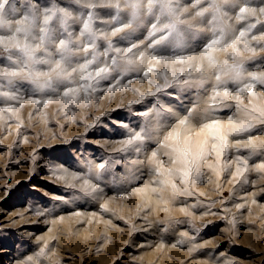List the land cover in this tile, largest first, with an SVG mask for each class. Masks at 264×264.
I'll return each instance as SVG.
<instances>
[{
  "label": "rangeland",
  "instance_id": "rangeland-1",
  "mask_svg": "<svg viewBox=\"0 0 264 264\" xmlns=\"http://www.w3.org/2000/svg\"><path fill=\"white\" fill-rule=\"evenodd\" d=\"M89 2L99 4L101 0H80L81 5ZM194 2L180 0V11L188 8L192 14L184 19L195 16ZM25 3L66 7L74 15L79 10L73 0H19L20 7ZM252 5L264 6L261 0H250ZM257 19L261 23L246 37L254 58L245 62V76L264 72V15L259 12L256 18L238 24L235 12L229 11L226 22L235 27V33H228L213 52L209 50L216 63L226 59L232 63V49L225 50V44ZM80 27L74 26L75 36ZM94 27L98 32L111 31L99 21H94ZM150 29L151 24L141 26L131 37V43L144 42L134 52L135 57L145 52L139 68L113 73L94 93H81L75 103L63 98V88L36 92L27 83L20 88L18 99L0 103V264H264V169L258 167L264 163V124L256 123L264 119L260 115L264 85L240 92L249 81H229L216 89L213 69L204 55L211 33L199 44L193 42L191 51L180 53L192 57L190 61L172 64V52L160 53L168 57L165 64L153 61L150 57L155 53L147 49ZM237 47L240 57L253 55L242 43ZM174 77L181 84L191 80L193 86L173 83L156 93L158 84L172 82ZM201 78L203 84L195 83ZM224 87L229 90L227 99L223 98ZM217 90L223 104L208 110L209 119L220 120L224 132L230 116L237 124L251 121L255 127L229 134V147L222 156L211 147L216 141L209 139L205 155L187 177L157 174L156 167H181L172 163L176 154L161 146L169 132H180L181 142L190 137L193 147L205 138L207 133L201 128L206 119H190L184 127L178 121L193 109L204 115L202 110ZM33 99L41 103L34 104ZM44 100L49 103L45 105ZM8 105L11 112H7ZM142 130L146 138L139 152L117 151L131 134ZM249 140L259 151L252 153L246 147ZM153 152L158 154L155 164L150 162ZM245 159L246 171L238 177L237 168H245ZM99 163L106 167L97 178L89 167ZM85 179L96 187L95 192L85 190Z\"/></svg>",
  "mask_w": 264,
  "mask_h": 264
},
{
  "label": "snow or ice",
  "instance_id": "snow-or-ice-1",
  "mask_svg": "<svg viewBox=\"0 0 264 264\" xmlns=\"http://www.w3.org/2000/svg\"><path fill=\"white\" fill-rule=\"evenodd\" d=\"M73 2L79 6L75 15L66 7L35 6L28 3L20 7L19 0H0V60L4 61L3 65H0V89H3L0 91V98H3L0 99V103L18 99L20 88L25 83L32 86L36 92L63 88V98L71 103H75L81 93L85 96L90 92L94 93L100 82L112 77L113 73L119 75L123 71L140 67L145 52H140L139 57H135L134 52L144 42L131 43V37L141 26L146 27L147 24H151L147 49L155 53L151 56V60L166 61L168 57L160 53L172 52L173 63L190 61L192 57L180 53L191 51L193 42L199 44L208 38L207 33H211L213 38L204 46V55L213 69L216 89L229 81L239 83L248 80L249 83H245L244 87L239 89L240 92L251 91L257 84L264 85V72H248L245 76V62L254 58V49L246 37L258 23H261L259 19L256 23L241 27L235 39L230 44H225V50L232 49V63L226 59L222 64H218L209 54V50L220 45L228 33H235V27L226 22L229 11L235 12L239 24L249 18H256L258 12L264 15V6L258 9L250 6V0H195L192 4L195 16L192 20H187L183 17L191 15V12L188 8L180 11L178 7L180 0H101L99 4L89 2L84 5L80 4V0ZM261 3L264 4V0H261ZM205 4L206 7L203 6ZM103 15L109 16L110 19L101 20L100 17ZM94 21H99L104 27H110V33L98 32L94 27ZM79 25L82 27L79 28V35L75 36L73 28ZM253 40H256V37H253ZM101 41L103 44L100 43ZM124 42H128L130 46L124 48L116 46ZM241 43L253 55L240 57L237 46ZM101 47L104 48L103 52L100 51ZM197 72H201L199 66ZM144 75H148V70H145ZM173 83L181 87H191L194 82L184 80L181 84L174 77L172 82L165 80L163 85L158 84L156 93L172 87ZM195 83L203 84L204 80L201 78ZM228 95L229 90L224 87L223 98L227 99ZM219 96L220 92L215 91L211 97L212 102L202 110L204 115L193 109L189 110L188 116L178 121V125L184 127L190 119L207 120L201 128V132L207 134L203 140L195 144V147L190 137H185L181 142L180 132L176 130L169 132L164 138L161 146L169 148L176 154L172 163L181 167L172 169L156 167L157 174L168 176L179 174L187 177L205 155L209 139L216 141L211 147L222 156L229 147V134L246 133L255 127L251 121L237 124L230 116L227 121L228 131L224 132L222 122L218 119H209L207 115L209 109L223 104L222 100L217 99ZM32 103L39 104L41 101L33 99ZM43 103L48 104L49 101L44 100ZM7 111H12L11 106ZM260 115L264 117V111H261ZM256 123L264 124V119H257ZM123 126L127 127V125ZM145 138L143 130L137 131L124 140L122 147L117 151L139 152V145ZM246 147L252 153L259 151L251 140ZM157 155V152L152 153L151 163H157ZM242 163L245 168H237L238 177L246 171L248 160L245 159ZM105 167L104 163H99L94 168L90 166L89 172L94 171L99 178L101 170ZM258 167L264 169V163ZM59 178L65 179L64 176ZM72 179L77 177L73 176ZM166 182L170 183V181H161V183ZM83 185L86 191L97 190L88 179L83 181ZM171 186L175 192L176 185Z\"/></svg>",
  "mask_w": 264,
  "mask_h": 264
},
{
  "label": "bare ground",
  "instance_id": "bare-ground-1",
  "mask_svg": "<svg viewBox=\"0 0 264 264\" xmlns=\"http://www.w3.org/2000/svg\"><path fill=\"white\" fill-rule=\"evenodd\" d=\"M262 5H263V4H262ZM183 6H185V5H183ZM252 6H254V5H252ZM191 15H192V14H191ZM188 17H189V16H188ZM137 42H139V40H138ZM132 43H133V42H132ZM121 48H122V47H121ZM212 49H213V48H212ZM214 49H215V48H214ZM210 50H211V49H210ZM211 51L213 52V50H211ZM216 52H217V51H216ZM216 52H215V53H216ZM213 54H214V53H213ZM147 55H148V54H147ZM148 57H149V56H148ZM148 57H147V58H148ZM150 58H151V57H150ZM203 58H204V57H203ZM170 60H171V59H170ZM148 61H149V59H148ZM157 63H158V62H157ZM161 63H162V62H161ZM165 63H166V61L164 62V64H165ZM162 64H163V63H162ZM172 64H173V61H172ZM188 64H189V63H188ZM188 64H187V65H188ZM155 65H156V64H155ZM165 66H166V65H165ZM170 66H171V65H170ZM174 66H175V65H174ZM178 66H179V65H178ZM182 66H183V65H182ZM154 68H156V67H154ZM188 68H189V66H188ZM147 69H148V68H147ZM178 69H179V68H178ZM183 69H184V68H183ZM168 70H169V69H168ZM175 70H176V69L174 68V72H175ZM180 70H181V67H180ZM189 70H190V69H189ZM143 71H144V70H143ZM181 71H182V70H181ZM192 71H193V70H192ZM152 72H154V71H152ZM174 72L172 71V72H169V73H170V74H172V73L174 74ZM140 73H141V72H140ZM166 73H167V72H166ZM150 74H151V73H150ZM168 75H169V74H168ZM170 76H171V75H170ZM168 77H169V76H168ZM143 79H144V78H143ZM144 80H145V79H144ZM161 80H162V79H161ZM135 81H136V80H134V82H135ZM138 81H139V80H138ZM140 81H141V77H140ZM146 82H147V81H146ZM125 83H126V82H125ZM128 83H129V82H128ZM135 83H136V82H135ZM149 83H150V82H149ZM138 84H139V83H138ZM125 85H127V84H125ZM134 85H135V84H134ZM142 85H143V84H142ZM141 87H142V86H141ZM143 87H145V85H144ZM149 87H150V86H149ZM119 88H120V87H119ZM119 88H118V89H119ZM125 88H126V87H125ZM150 88H151V87H150ZM108 89H109V88H108ZM118 89H117V90H118ZM122 89H123V88H122ZM110 90H111V88H110ZM123 90H124V89H123ZM125 90H126V89H125ZM142 90H143V89H142ZM114 92H116V89H115ZM131 92H132V91H131ZM61 94H62V92H61ZM110 94H111V92H110ZM114 94H115V93H114ZM114 94H113V95H114ZM57 95L59 96V94H57ZM104 95H105V93H104ZM116 95H117V94H116ZM124 95H126V94H124ZM53 98H54V96H53ZM55 98H56V97H55ZM57 98H58V97H57ZM104 98H105V97H104ZM112 98H113V97H112ZM121 98H122V97H121ZM123 98L125 99L126 97H123ZM127 98H128V97H127ZM48 99H49V98H48ZM82 99H83V98H82ZM115 99H116V98H115ZM56 100L58 101V99H56ZM112 100H113V99H112ZM79 101H80V100H79ZM101 101H102V100H101ZM121 101H122V100H121ZM51 102H52V100H51ZM25 103H26V102H25ZM25 103H24V107H25ZM10 104H11V103H10ZM27 104H28V102H27ZM29 104H30V103H29ZM29 104H28V105H29ZM52 104H53V103H52ZM55 104H56V103H55ZM96 104H97V103H96ZM98 104H99V103H98ZM6 105H7V104H6ZM11 105H12V104H11ZM11 105H10V106H11ZM45 105H46V104H45ZM79 105H80V104H79ZM83 105H84V104H83ZM103 105H104V104H103ZM8 106H9V105H8ZM8 106H7V107H8ZM15 106H16V105H15ZM18 106H21V104L18 105ZM63 106H64V105H63ZM21 107H22V106H21ZM43 107H44V106H43ZM43 107H41L42 110L44 109ZM87 107H88V106H87ZM13 108H14V107H13ZM17 108H18V107H17ZM84 108H85V107H84ZM4 109H5V108H4ZM23 110H24V109H23ZM40 110H41V109H40ZM99 111H100V110H99ZM0 112H1V111H0ZM4 112H5V111H4ZM7 112H9V111H7ZM10 112H11V111H10ZM31 113H33V112H31ZM11 114H12V113H11ZM20 114H21V113H20ZM35 114H36V113H35ZM7 115H8V113H7ZM12 115H13V114H12ZM12 115H11V116L9 115V116L12 117ZM24 115H25V113H24ZM28 115H29V114H28ZM4 116H5V115H4ZM14 116H15V115H14ZM14 116H13V117H14ZM22 116H23V115H21V117H22ZM30 116H31V115H30ZM39 116H40V114H39ZM2 117H3V116H2ZM2 117H1V115H0V118H2ZM18 117H20V116L18 115ZM34 117H37V116H34ZM34 117H33V119H32L33 121H34V119H35ZM56 117H57V116H56ZM56 117H55V118H56ZM23 118H24V116H23ZM27 118H28V116H27ZM31 118H32V117H31ZM42 118H43V116H42ZM89 118H92V117H89ZM21 119H22V118H21ZM36 119H37V118H36ZM62 119H63V118H62ZM23 120H24V119H23ZM25 120H26V119H25ZM28 120H29V119H28ZM38 120H39V119H38ZM2 121H3V120H2ZM5 121H6V118H5ZM29 121H30V120H29ZM40 121H41V120H40ZM24 122H25V121H24ZM2 123L4 124V122H2ZM6 123H7V122H6ZM25 123H26V122H25ZM0 124H1V123H0ZM76 124H77V123H76ZM76 124H75V125H76ZM4 125L6 126L7 124H4ZM47 125H48V124H47ZM66 125H67V124H66ZM50 126H51V125H50ZM69 126H70V125H69ZM226 126H227V125H226ZM17 127H18V126H17ZM30 128H31V127H30ZM9 129H10V128H9ZM12 134H13V133H12ZM22 134H23V133H22ZM66 135H67V134H66ZM33 136H34V135H33ZM37 136H38V135H37ZM46 138H47V137H46ZM54 138H55V137H54ZM50 139H51V138H50ZM56 139H57V138H56ZM45 140H46V139H45ZM53 140H54V139H53ZM7 141H8V140H7ZM36 141H37V140H36ZM54 141H55V140H54ZM32 142H33V141H32ZM39 142H40V141H39ZM44 142H45V141H44ZM20 144H21V143H20ZM113 144H114V143H113ZM21 145H22V144H21ZM29 145H30V144H29ZM29 145H28V146H29ZM31 145H32V144H31ZM141 193H142V192H141ZM143 198H144V197H143ZM148 198H149V197H147V199H148ZM145 203H147V202H145ZM147 204H149V203H147ZM69 218H70V217H69ZM71 218H72V216H71ZM61 222H62V221H61ZM64 222H65V221H64ZM65 224H66V223H64V226H65ZM85 227H86V226H85ZM87 227H88V226H87ZM100 227H101V226H100ZM68 228H69V227H68ZM89 228H90V227H89ZM96 229H97V228H96ZM112 232H113V230H112ZM70 236H71V235H70ZM148 253H149V252H148Z\"/></svg>",
  "mask_w": 264,
  "mask_h": 264
}]
</instances>
